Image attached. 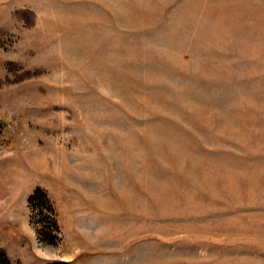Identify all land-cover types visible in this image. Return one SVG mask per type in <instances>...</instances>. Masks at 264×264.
I'll return each mask as SVG.
<instances>
[{
    "label": "rangeland",
    "instance_id": "rangeland-1",
    "mask_svg": "<svg viewBox=\"0 0 264 264\" xmlns=\"http://www.w3.org/2000/svg\"><path fill=\"white\" fill-rule=\"evenodd\" d=\"M0 264H264V0H0Z\"/></svg>",
    "mask_w": 264,
    "mask_h": 264
}]
</instances>
